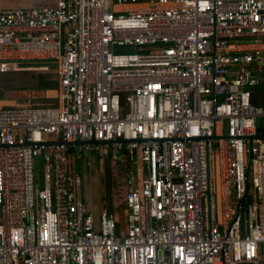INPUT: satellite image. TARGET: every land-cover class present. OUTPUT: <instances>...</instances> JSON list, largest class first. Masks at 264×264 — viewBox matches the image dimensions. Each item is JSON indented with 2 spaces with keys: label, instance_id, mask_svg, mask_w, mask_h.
I'll use <instances>...</instances> for the list:
<instances>
[{
  "label": "built area",
  "instance_id": "2783aa9c",
  "mask_svg": "<svg viewBox=\"0 0 264 264\" xmlns=\"http://www.w3.org/2000/svg\"><path fill=\"white\" fill-rule=\"evenodd\" d=\"M17 1L0 75L55 97L0 103V264H264V0ZM90 154L125 186L96 217Z\"/></svg>",
  "mask_w": 264,
  "mask_h": 264
},
{
  "label": "rangeland",
  "instance_id": "374dc122",
  "mask_svg": "<svg viewBox=\"0 0 264 264\" xmlns=\"http://www.w3.org/2000/svg\"><path fill=\"white\" fill-rule=\"evenodd\" d=\"M21 4L22 2L18 1L4 2L0 3V6H20ZM33 4H38V2L34 1ZM43 73H48V77H54V72L51 67L0 75V103H10L14 100H22L24 97H31L38 104H50V101L54 100V98L50 97L52 95V92L50 91L45 92V94L41 93L38 96L28 92L29 96H26L28 94H24L22 92L16 94L17 91H23V89L19 88L17 85L10 86L12 81L14 84H18L19 82L32 84L36 81V74ZM18 79L21 81H17ZM90 157L93 158V161H91ZM69 166L71 170H75L81 176V190L84 202L88 211L94 217H96L100 210L106 206V199L109 197H117V199H115L116 204L118 201H121L120 196L123 193V184L121 179H123V172L116 171L111 162H108L106 159H100L97 154H90L88 157L74 160L71 164H69ZM128 167L133 168L134 165L128 163ZM32 175L36 182L41 181L42 162L38 157L33 158ZM213 175L216 192L218 186V163L216 157L213 162ZM114 209L118 210L120 207H114Z\"/></svg>",
  "mask_w": 264,
  "mask_h": 264
},
{
  "label": "trees",
  "instance_id": "16d2710c",
  "mask_svg": "<svg viewBox=\"0 0 264 264\" xmlns=\"http://www.w3.org/2000/svg\"><path fill=\"white\" fill-rule=\"evenodd\" d=\"M45 74H47V75H45ZM33 84H34V87H36V89H38V90H43V91H47L48 90V92L49 91L52 92V95L50 96L51 98L55 97L54 77L53 78L52 77H48V73L36 74V81ZM52 101H50V102H52Z\"/></svg>",
  "mask_w": 264,
  "mask_h": 264
},
{
  "label": "crops",
  "instance_id": "0c3cea01",
  "mask_svg": "<svg viewBox=\"0 0 264 264\" xmlns=\"http://www.w3.org/2000/svg\"><path fill=\"white\" fill-rule=\"evenodd\" d=\"M35 83V82H34ZM22 89V88H21ZM34 88H31V87H28V88H24L23 89V91H17V93L16 94H19V92H22V93H24V94H28V95H26V96H29V93L28 92H30L31 94H34V95H36V96H38V95H40L41 93H45V92H48V90L47 91H43V90H36V88L33 90ZM36 90V91H35ZM90 159H91V161H93V158L92 157H90ZM109 162V161H108Z\"/></svg>",
  "mask_w": 264,
  "mask_h": 264
},
{
  "label": "flooded vegetation",
  "instance_id": "af4514ba",
  "mask_svg": "<svg viewBox=\"0 0 264 264\" xmlns=\"http://www.w3.org/2000/svg\"><path fill=\"white\" fill-rule=\"evenodd\" d=\"M10 84V83H9ZM15 86V85H17L19 88H22V89H24V88H26V87H31V88H34V84L32 83H18V84H14V82L12 81L11 82V84H10V86ZM122 180V184H123V187H122V190L124 191V189H125V186H124V179H121Z\"/></svg>",
  "mask_w": 264,
  "mask_h": 264
},
{
  "label": "water",
  "instance_id": "95a60500",
  "mask_svg": "<svg viewBox=\"0 0 264 264\" xmlns=\"http://www.w3.org/2000/svg\"><path fill=\"white\" fill-rule=\"evenodd\" d=\"M36 64H46V65H49V66H51V65H53L54 63H52V62H45V61H38V60H36V61H34ZM17 81H21V80H17ZM258 131V130H257ZM259 136H264V134H259Z\"/></svg>",
  "mask_w": 264,
  "mask_h": 264
}]
</instances>
